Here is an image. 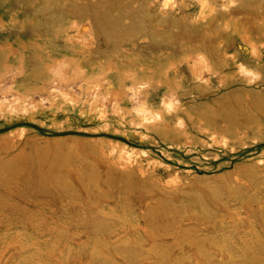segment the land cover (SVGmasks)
Masks as SVG:
<instances>
[{"label":"rangeland","instance_id":"374dc122","mask_svg":"<svg viewBox=\"0 0 264 264\" xmlns=\"http://www.w3.org/2000/svg\"><path fill=\"white\" fill-rule=\"evenodd\" d=\"M212 2L0 0V264H264V0Z\"/></svg>","mask_w":264,"mask_h":264},{"label":"bare ground","instance_id":"6f19581e","mask_svg":"<svg viewBox=\"0 0 264 264\" xmlns=\"http://www.w3.org/2000/svg\"><path fill=\"white\" fill-rule=\"evenodd\" d=\"M201 1V3H202V6L203 7H205V6H210L213 2H212V0H200ZM223 7V6H222ZM233 14V13H232ZM232 14H230V15H232ZM233 18V17H232ZM232 20V19H231ZM242 61V60H241ZM190 64V63H189ZM192 66V65H191ZM170 75V74H169ZM183 82V81H182ZM4 83V82H3ZM185 85V84H184ZM4 87V86H3ZM3 89H5V88H3ZM6 90V89H5ZM164 90V89H163ZM4 91V90H3ZM5 92V91H4ZM148 92H149V90H148ZM0 93H2V91L0 92ZM196 98V97H195ZM20 120V119H19ZM17 121V120H16ZM179 124V123H178Z\"/></svg>","mask_w":264,"mask_h":264}]
</instances>
